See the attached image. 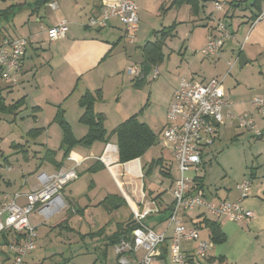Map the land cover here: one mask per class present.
Returning a JSON list of instances; mask_svg holds the SVG:
<instances>
[{
    "label": "crops",
    "instance_id": "1",
    "mask_svg": "<svg viewBox=\"0 0 264 264\" xmlns=\"http://www.w3.org/2000/svg\"><path fill=\"white\" fill-rule=\"evenodd\" d=\"M51 1L56 2L57 8L51 9L48 5V2L45 5V8L41 9L38 14L31 15V8L29 5H27V3H31L32 0L22 2L26 4L19 9H27L29 11V14L25 20V24L27 26L26 34L29 40V46L22 61L20 73L18 74V84L13 86L16 89L18 88L19 90L23 91L21 92L22 96L25 97V103L17 111L13 122H15L17 118L23 119L24 117H27L32 119V121L37 124L40 123L43 125V123H56L54 121V117L57 111V107L60 106V108L64 111V118L70 126L73 137L75 139H80L85 135L87 131V127L79 121V118L83 112V106L79 104L80 96L86 91L94 93L99 89L101 91L102 98L99 102L96 103L95 110L103 113L100 108L107 100V90L105 89L104 84L105 79L107 77L114 78V76L119 73V71L125 72L126 67L130 64L129 55H132L134 53V48L138 45L136 42V44H134V47H130V53L127 52L126 45L125 50L123 49L124 52L121 53L122 51L119 45L121 44L122 25L117 18H110L107 26L101 28H92L87 25L89 17L98 15L101 12V7L98 0ZM134 1L138 6L139 12V5L137 3L138 0ZM250 2L251 0H247L245 3H243V7L240 6L241 9H239V7L235 10H228V8H226L225 6L222 11H215L212 6L211 10L206 11L208 3L213 5V2H207L204 5V11L200 13V15L192 16L189 12L191 16L190 19L192 20V23L190 24V33H192L191 38H193V33L197 26L195 25V23L197 24L200 21L199 25L203 26L204 28V33L198 44V50L195 51L200 54V58L198 61H193V59L189 60L186 66H184L180 71V73H178V75L174 77L171 85L172 93L174 88L178 85L180 78L182 77L196 82H204L212 77H216L222 78L224 83V80L227 79L230 70L235 66L234 65L229 69L225 62V57L229 51H225L223 47L218 56L208 58L203 53V48L207 42V38L214 30L218 21L223 22L230 29L233 35V37L225 45V47H237L240 44V51L243 49L242 51L245 52L243 54H245V56L247 57V63L252 61L258 62V65L260 67L258 68V73L263 75L262 80L264 81V16L259 21L253 23L254 20L250 19L253 11L252 7L250 6ZM260 7V10L264 7V0H261ZM220 12L222 13L220 14ZM226 12L228 15L233 14V17H225L224 15L226 14ZM193 17H195V19H200L195 20L193 19ZM226 18L229 19L228 22L224 21ZM61 20L67 22V31L65 37L56 41H50L46 29L48 27L57 25ZM15 26L16 24L13 22V28ZM175 32H177L176 28ZM23 35L24 34H21V32L19 31L18 33H13V37ZM186 38H188L187 35ZM136 40L138 41V39ZM183 48L184 47L182 45L178 50V54L184 55L188 53V49L183 50ZM163 62L164 60L157 67L162 68L164 65ZM181 63L182 61L180 59L179 66L181 65ZM58 71L63 76L62 85L56 84ZM254 76L258 77L257 75ZM116 80H118L117 76L115 81ZM231 80L232 78H230L228 81L230 88H227V91L223 86L226 98L232 102L231 111L235 115L246 113L250 117H252L254 122L255 120L257 122L258 117L264 119V115L261 116L257 112V109L250 103V99L254 96H262L264 98V84L254 88L248 86V84L241 83V85H239L238 83L240 82L237 79H234L233 81ZM41 81L44 82L43 87L47 89L40 86L39 82ZM33 83H36V85H33ZM140 87H142V85ZM115 90L118 89L115 88ZM171 96L168 103H170ZM5 101L8 102L6 98ZM12 101L15 100H11L10 102ZM249 103L251 104V106L249 105ZM69 105L75 106L76 110L74 113L69 112ZM103 115H105V113H103ZM144 118L146 119V121L144 122H146L151 130L155 133L153 124L147 121V119H149L148 115H145ZM165 119V123H162L163 126L160 130L161 135L162 130L167 123L166 116ZM226 124L228 129V131L226 132L231 131L232 133H230V135H233L232 139L234 140L237 137V130H249L248 128L239 126L236 119L225 118L218 124L216 139H219L221 129L222 127L226 126ZM35 128H41V131L35 135L33 134L29 136L27 133L26 134L30 138V141H32L31 145H33L35 148H38V150L42 153L40 161L36 162L35 165L37 171L45 170L47 172H50L57 169L55 168L54 163L42 159L46 152L51 154L55 161L61 162V167L69 166L75 159H84V164L82 163L83 167L81 168V170L89 173H93L89 170L90 168L98 169L102 167L104 169V167H107L108 159L114 162L115 157L118 153L116 140H107V142L97 141L89 147H83L80 145L73 146L72 148H70L66 159L62 160V156L64 153V150L60 148L62 131L59 137H54L52 132L50 131L52 127H48V130L45 131L48 133L46 137H44L42 140H39V135L43 133L42 130L44 129V127L34 126L31 129ZM255 129L263 130L264 127H257L255 123ZM240 131L243 132L242 130ZM162 141L163 143L161 145V148L165 149L163 145H168L169 143L164 140ZM27 143L28 142H13L11 146H13L14 150H20L21 152L25 150L26 152L23 155L25 156V159H27V155H29L27 149H25L28 145ZM208 149L207 156H210L212 158L213 153L209 152ZM168 150L170 152V156L172 157L170 144L168 145ZM211 158L207 161L204 159L203 163L205 164L206 162L210 161ZM161 159V164L159 166L163 167L164 159ZM4 160L6 161V159ZM203 167L205 166L203 165ZM156 168L157 170H160L158 166H156ZM153 170L154 169H152V171ZM166 170L167 172H169V174L166 176L169 177L172 181L169 185V189H164V191L157 193V195L160 194L161 197L156 200L146 197V195L143 193L144 188H141L139 186L138 188L134 183L128 184L121 190V196L127 202V206L128 208H130L132 215L134 212L139 210L147 211L148 213L143 219L144 223L147 226L153 228L156 232L165 233L166 242L163 245L164 247H166L165 257H163V247L161 246L159 254L155 259L156 263H163V261H166V258H168V255H170V239L172 236V229L171 227H167V217L170 213V210H168L169 208L166 209V207H170V205H172L171 191L177 176L174 177L171 174V166L169 168L167 167ZM190 174L195 177L198 176L199 178H202V187L199 190L210 201L214 203H218L221 200L233 201L239 197L240 193L237 189V183H235L234 185V190H232L231 188H224L225 192L221 190L215 192L213 190L208 191L209 194H206L204 192V177L200 176L199 172L197 174ZM248 178H251L252 180V187L249 191L248 196L242 200V205L245 208L252 210L254 212V216L252 218H249L244 225L237 224L226 219H220L218 221L214 220L215 222L220 224L221 230L226 237V245H224L226 247H217L218 249L216 255H218V258L223 257V261H229L230 264H264V172H262L261 174L256 171L250 172L248 174ZM8 183L9 181L6 182V184ZM92 184L93 180H91L90 186ZM30 189H22L16 191H28ZM3 193L11 194L0 192V196ZM108 195L110 194L105 193V195L100 194L93 196L87 193L85 194V197L77 199V201H75L74 203L69 201V204H66L65 202L66 206L64 210L69 211L73 215V222H68L67 218H64L58 219L55 223H53L51 228L58 227L59 229L57 230L55 239L51 241V244L58 247H60L59 245H62L63 247L65 246L66 250H68V246L64 245L63 239H66L67 237L70 238L72 235L76 236L77 238L72 241H75L74 245L76 246L78 253L82 254H77V256H80L78 259L80 260V262L76 260L77 262L81 264L82 260L83 264H106V260L109 255L108 249L110 247H113L110 245L106 246V237L113 233L116 228V226H114V224L112 223V215L111 219L108 220V211L103 207V204H101V201ZM218 196H221L223 198H218ZM158 200H160V206L157 205L159 202ZM19 203H24V199H20ZM195 210L199 211L194 213ZM85 213L89 216L88 223L85 222ZM199 214H202V210L200 209L189 211L188 220L185 221V225L187 227H191V223L189 220ZM57 215L58 214L48 219H44L42 216L36 213L32 214L30 217V221L35 226L36 234L39 225L44 223L42 222L43 220L46 222ZM208 218L211 219L210 217ZM34 219H36L37 221H35ZM64 220H66V223L70 227V229L58 226V224L63 222ZM200 237L202 239H207L206 229H201ZM195 245L196 241H182L180 243L181 250L186 253H191ZM249 248L250 252L247 253L249 254L248 260H246L245 254ZM4 249H2V257L4 258V260L9 259V252L7 249H5L4 252ZM142 252L143 251L140 250L135 254L128 252L124 253L123 255L126 254L131 258V260H133L138 259L142 255ZM232 252H234V255L231 254ZM54 255L55 253L53 252L50 257ZM210 257L214 259L215 255L214 257H212L211 255L208 256V258L198 259V261L193 264H202V262L204 261L208 262V259ZM64 259H67V264L73 263L71 262L72 258L70 256H63L61 257V259L56 260L54 263L62 262ZM116 259L119 264H122L118 261L117 255ZM49 260L51 262L52 258H50ZM73 261H75V259H73Z\"/></svg>",
    "mask_w": 264,
    "mask_h": 264
},
{
    "label": "rangeland",
    "instance_id": "2",
    "mask_svg": "<svg viewBox=\"0 0 264 264\" xmlns=\"http://www.w3.org/2000/svg\"><path fill=\"white\" fill-rule=\"evenodd\" d=\"M24 1L31 0H0V10L7 8L13 3H22ZM170 1L171 0L137 1L139 5L138 17L140 18L137 26L138 32L136 33L138 39L136 42L138 46L134 48V53L129 55L130 60L136 61V63L142 65L140 46H142L147 41L155 40L156 36L160 35V32L155 33V31L161 30L163 27L170 26L174 21L178 22L175 27L177 31L175 33L176 35L174 37L166 38L163 47L164 65L162 68H158L159 74L153 78L152 74L150 73V75L146 77L142 87L135 85L136 82L131 80V77L126 73V71H119V73H117L114 78L107 77L104 81L105 89L107 90V100L100 108V110L105 113L104 127L109 134L108 141L116 140L115 135L111 134V130L116 127L119 122L125 120L132 114H137V118L140 121L143 120V122L146 121L144 116L148 115L149 119H147V121L153 124L159 141L156 139V142L153 145L149 146L140 155H137L131 159L119 161L118 156L115 157L114 162L108 159L107 167H104V169L100 167L93 173L81 170L84 164L82 162L83 164L78 167V179L76 178L77 180L74 179L75 181L72 180L69 182L61 191L62 197H64L66 204H69V201L74 203L77 201V199L85 197V194L87 193L93 196L100 194L105 195V193L121 196L122 188H125L130 183L136 184V187L139 186L144 188L143 193L146 195V197L156 200L157 198L161 197L160 195H157V193L164 191V189H169V185L172 181L169 177L163 175V173L157 170L156 167L152 168L154 170L149 173L151 164L157 162L159 158L164 159L163 168H169L171 166V174L174 177L178 176L175 169V161L173 157L170 156V152L168 150L169 144L163 145L165 149L161 148L163 143L162 140H166L161 135L160 130L163 126L162 123H165L166 120L165 113L169 106L168 102L172 94L171 85L174 77L180 73L189 60L193 59V61H198L200 58V54L195 51L198 50V44L204 33V28L203 26L199 25L200 21L197 24L195 23L197 26L193 33V38H191L192 33H190V24L192 23V20L190 19L191 16L189 14V6L183 5L178 9H175L174 7L170 8ZM209 4L210 3L207 5L206 11L212 9L213 5ZM241 7H243V4ZM241 7L239 9H241ZM17 11L18 12L16 15L14 17L12 16L8 20L0 17V40L4 34L13 36V33H18V31L21 32V34H24V37H27V26L25 24V20L29 14V11L27 9ZM221 13L222 12H220V14ZM193 19H195V17H193ZM199 19L196 18L195 20ZM224 21L228 22L229 19L226 18ZM13 22L16 24L14 28ZM186 35L188 38H186ZM229 41L230 40H228L225 45ZM182 45L184 47L183 50L188 49V53H183L184 55L178 54V50ZM225 45L224 50L229 51L225 57V62L230 61L235 65H233V68L231 67L232 69L230 70L227 79L224 80L223 86L226 88V91L227 88H230L228 83L230 78H232L231 81L237 79L240 82L238 83L239 85H241V83L248 84V86L254 88L258 87L259 85H263V75L258 73V68H260L258 62H248L243 67H240V53H245L242 51L243 49L240 51L241 45L239 44L237 47H225ZM125 46L127 47L128 53H130L129 48L132 46L134 47V45L130 46L121 40V44L119 45L122 51L121 53L124 52L126 48ZM216 56H218V54L212 57ZM180 59L182 63L179 66ZM254 75H257L258 77ZM116 76L118 77V80L115 81ZM62 80L63 76L58 71L56 84L62 85ZM39 83L40 86L43 87L44 82L41 81ZM33 85H36V83H33ZM0 88H2L0 94L5 97L8 102L11 100H16L22 96V90H19L18 88L16 89L13 87V85L10 86V84H6L1 79ZM115 88L118 90H115ZM254 97H252L250 101ZM249 105L251 106L250 103ZM75 110V106H70V113H74ZM257 119V122L255 120L257 127H264V125H262L264 124V119H261L260 117ZM34 126L44 127L42 130L43 133L39 135V140H42L44 137H46L48 133L45 131L48 130V127H52L50 131L54 137H59L61 135V129L57 123H43V125L40 123L37 124L34 123L32 119L27 117H24L23 119L17 118L16 121L13 122L10 121V116L0 115V192L12 193L16 190L30 189L36 185L35 175L38 171L36 170L35 165L36 162L40 161L42 153L38 150V148H35L33 145H31L32 141H30V138L26 134ZM260 130L263 131L264 129ZM226 131H228L227 124L226 126L222 127L219 139H216L215 143L208 149L209 152L213 153L212 158L210 156L208 157L207 155L204 158L206 161L210 158L211 160L206 162L204 164L205 167H202L201 170L198 171L199 175L204 177V192L206 194H209L208 191L213 190L215 192H218L219 190L225 192L224 188H231L234 190L235 183L239 184L245 179H251L248 178V174L250 172L256 171L259 174L264 172V131L261 137H257L255 136L253 130L249 129L245 131L243 129H239L236 131L237 137L235 140L232 139L233 135H230L232 132L230 130V132ZM13 142H28V145L25 148L29 153V155H27V159H25V156L23 155L25 153L24 151L21 152L20 150L13 149V146H11ZM4 159H6V161ZM158 168L160 169L159 165ZM187 174L191 175L190 173ZM91 180H93V184L90 186ZM7 181H9L8 184H6ZM219 197L221 196H218V198ZM158 201L160 202V200ZM197 211L199 210H195L194 213ZM111 215L113 217L112 223L114 226H116L117 223L127 221L131 216L133 217L130 208H128L126 205H123L118 209H114L111 213L108 212V220L111 219ZM84 216L85 222L88 223V214L85 213ZM64 218H67L68 222H73V215L69 211L65 210H63L51 220L46 222L44 220L42 221L44 223L40 224L39 228L37 229L35 249L27 256L28 264L54 263L63 256H70L72 258V264H80V260H78L80 256H77L79 253L76 246L74 245L75 241H72L77 238L76 236L72 235L70 238L67 237L66 239H63V243L64 245L68 246L69 251L66 250L65 246L63 247L62 245H59L60 247H58L51 244V241L55 239V235L59 229L58 227L51 228V226L58 219ZM34 220L37 221L36 219ZM247 221L237 224L244 225ZM2 244L3 239L0 236V264H10V258L4 260L2 257V249H4ZM224 245H226L225 241L219 244H212L213 248L212 251H209V256L212 255V257H214L215 255V257L213 260H209L208 262H202V264H230L229 261H223L220 263L218 255H216L218 249L217 247L225 248L226 246ZM5 249L7 248L5 247ZM5 249L3 250L4 252ZM53 252L55 255L50 257ZM108 252L109 255L106 260V264H119L114 252V246L110 247ZM248 252H250V248L245 254L246 260H248ZM231 254L234 255V252ZM79 255L82 254L80 253ZM169 256L170 255H168V258H166V261H163V263H156L155 261L152 264H171ZM123 257L131 260V258L126 254L123 255ZM50 258H52L51 262L49 260ZM73 259H75V261H73ZM81 262V264H83L82 260Z\"/></svg>",
    "mask_w": 264,
    "mask_h": 264
},
{
    "label": "built area",
    "instance_id": "3",
    "mask_svg": "<svg viewBox=\"0 0 264 264\" xmlns=\"http://www.w3.org/2000/svg\"><path fill=\"white\" fill-rule=\"evenodd\" d=\"M101 12L91 16L87 25L92 28L105 27L110 18H117L122 25L121 40L128 45L136 44L138 26V6L134 0H98ZM51 9H56L54 1L48 3ZM225 2L214 1L215 11H222ZM264 16V7L253 23ZM50 41L64 38L67 22L61 20L57 25L46 29ZM233 37L230 29L218 21L203 48L207 57H212L221 51L225 43ZM29 40L24 36L4 38L0 41V79L6 84L17 85L18 74L26 54ZM126 73L135 78L141 73V64L129 60ZM229 69L233 62H226ZM158 67L151 66L152 77L158 75ZM250 103L257 112L264 115V98L254 97ZM232 102L226 98L222 78L212 77L204 82L180 78L174 88L171 101L167 108V123L162 130V136L171 145V154L176 164L178 174L171 191L172 209L167 217V227H171L170 263L193 264L201 258H208L212 248L211 241L200 237V229L187 227L188 212L194 209L202 210V214L218 221L226 219L234 223L247 221L254 212L242 205V200L248 196L251 189V179H245L237 184L239 197L236 200H221L218 203L210 201L200 190H192L195 184L193 175L203 167L207 149L214 144L218 124L225 118L236 119L241 127L252 129L257 137L261 130L255 129V122L248 114L235 115L231 111ZM84 159H75L69 166L47 172L38 171L35 175L36 185L28 191H15L0 196V236L4 238L3 247L8 249L10 264H28L27 256L35 249L36 230L30 217L36 213L44 219L60 214L66 204L61 191L65 185L78 177V167ZM24 199V203H19ZM147 211H136L133 219L137 223L131 231V240L121 239L114 245V251L122 264H152L159 254L160 248L166 242L164 232H156L147 226L143 219ZM182 241H196L191 253L181 250ZM143 251L138 259L129 260L124 253Z\"/></svg>",
    "mask_w": 264,
    "mask_h": 264
},
{
    "label": "trees",
    "instance_id": "4",
    "mask_svg": "<svg viewBox=\"0 0 264 264\" xmlns=\"http://www.w3.org/2000/svg\"><path fill=\"white\" fill-rule=\"evenodd\" d=\"M51 0H32L31 3H27V5L31 8V15L38 14L41 9L45 8V5ZM219 0H171L169 7L171 8H179L183 5L189 6V12L192 16H198L200 13L204 11V5L207 2H214ZM225 2L226 8L228 10H235L239 8L243 3L247 0H223ZM260 3L261 0H251L250 6L253 11L250 16V19H255L256 16L260 13ZM26 3H13L9 5L5 9L0 10V17L8 20L12 16L14 17L17 10L20 7L24 6ZM224 6V7H225ZM225 17L232 18L233 14L228 15L227 12L224 15ZM38 18V17H37ZM178 22L174 21L170 26L163 27L161 30L155 31V33H159V36H156L155 40L147 41L142 46H140V54L142 57V65L149 64L151 66H158L164 60L163 47L168 37H174L176 34L175 27ZM17 37V36H14ZM4 38H13V36L3 35ZM1 39V40H2ZM29 46V43H28ZM28 48V47H27ZM27 51V49H26ZM241 54V53H240ZM146 77L140 78L137 76L132 78V81H135L137 86L143 85ZM12 86V85H10ZM2 89H0L1 92ZM101 91L98 89L94 93L90 91H86L79 98V104L83 106V112L79 118V121L87 127V131L83 137L80 139H75L71 132L70 126L64 118V111L57 107V111L54 117V121L60 126L62 131V139L60 143V148L64 150L62 160L66 159L68 156V152L70 148L75 145H80L83 147H89L94 142H107L109 138V134L104 127V115L101 112L95 110V105L97 102L101 100ZM25 103V97L22 96L19 99L6 102L5 97L0 94V115H8L10 116V121L15 119L17 111L20 107ZM41 131V128L30 129L27 134L35 135ZM111 134H114L116 137V145H117V156L119 161H125L131 159L137 155L143 153L149 146L153 145L156 142V135L148 126L147 123L140 121L137 118V114H132L121 123H119L116 127L111 130ZM24 152H26L24 150ZM50 152V151H49ZM42 159L47 160L51 163H54L55 168H60L62 166L61 162L55 161L53 156L49 153H45ZM162 159H158L157 162L151 164L149 168V173L152 171V168L160 165ZM90 171L94 172L96 168H90ZM163 175H168L166 168L160 167L159 170ZM195 184L192 187V190L199 191L202 187V178L198 176L194 178ZM160 195V194H158ZM157 196V195H156ZM156 199V198H154ZM158 199V198H157ZM160 202H158V206ZM103 207L108 211L112 212L114 209H118L119 207L126 205L127 202L122 196H115L110 194L106 196L102 201ZM169 208V209H168ZM160 209V208H159ZM166 209H172V205L170 207H166ZM160 212V211H159ZM133 217L131 216L127 221H123L116 224L115 231L106 237V246H114L121 239L131 240V231L136 227L137 223L130 224L126 226L128 223L132 221ZM191 226L197 227L198 229H206L207 232V240L211 241V243L219 244L225 241V234L221 230V226L219 223L215 222L212 219H209L205 214H199L190 220ZM65 224V225H63ZM58 226L65 227L70 229L67 225L66 220L59 223ZM3 239V244L6 242ZM2 244V245H3ZM163 247V257H165L166 247ZM220 263L223 262V257L218 258ZM208 260H213L211 257ZM67 259H64L59 263H50V264H67Z\"/></svg>",
    "mask_w": 264,
    "mask_h": 264
},
{
    "label": "water",
    "instance_id": "5",
    "mask_svg": "<svg viewBox=\"0 0 264 264\" xmlns=\"http://www.w3.org/2000/svg\"><path fill=\"white\" fill-rule=\"evenodd\" d=\"M247 63V57L245 56V54H240L239 56V66L242 67ZM151 73V65L149 64H143L141 66V73H140V78H144L149 76ZM135 223V220L133 219L130 223H128L126 226H129L130 224Z\"/></svg>",
    "mask_w": 264,
    "mask_h": 264
}]
</instances>
